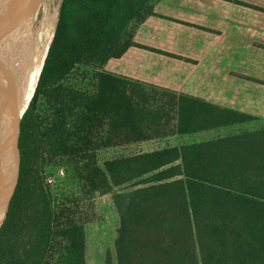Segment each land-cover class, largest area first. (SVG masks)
Wrapping results in <instances>:
<instances>
[{
	"label": "trees",
	"instance_id": "trees-1",
	"mask_svg": "<svg viewBox=\"0 0 264 264\" xmlns=\"http://www.w3.org/2000/svg\"><path fill=\"white\" fill-rule=\"evenodd\" d=\"M153 1H60L34 98L20 120L19 177L0 229V259L7 237L21 234L28 227L24 220H29L36 237L34 256L27 252L24 260L9 264H41L54 236L53 221L62 218L55 232L66 241L59 264H85L83 230L70 218L75 214L67 208L70 205L54 202L45 174L35 169L44 149L61 158L80 157L76 153L153 140L144 131L168 121H173V130L161 136L248 120L105 72L110 60L136 47V26L152 15ZM78 66L93 72L91 92L74 106L58 102V85ZM160 94L171 112L151 103ZM39 96L52 108L44 123L36 113ZM82 157L79 160L87 163L77 169V188L80 193L86 189L88 196H93L88 184L96 175L104 179L106 174L112 188L149 175L142 187L112 197L119 216L116 264H264V130L113 158L104 162V172ZM105 264H112L108 256Z\"/></svg>",
	"mask_w": 264,
	"mask_h": 264
},
{
	"label": "crops",
	"instance_id": "crops-1",
	"mask_svg": "<svg viewBox=\"0 0 264 264\" xmlns=\"http://www.w3.org/2000/svg\"><path fill=\"white\" fill-rule=\"evenodd\" d=\"M133 42L105 72L248 118L169 136L197 144L264 130V0H154Z\"/></svg>",
	"mask_w": 264,
	"mask_h": 264
},
{
	"label": "rangeland",
	"instance_id": "rangeland-1",
	"mask_svg": "<svg viewBox=\"0 0 264 264\" xmlns=\"http://www.w3.org/2000/svg\"><path fill=\"white\" fill-rule=\"evenodd\" d=\"M60 1L61 0H50L48 6L44 9L41 17L39 18L40 20L37 23L33 38L31 40V54L33 52V48H35L36 37L45 32L46 28H48L49 23H51L50 27L52 28L54 35L58 21ZM20 10V16L22 19L20 21L19 28H17L18 26L16 27V34L18 35L16 36V38L13 37L9 39L12 40V44L14 43V48L11 44L12 50L10 54L8 55L9 52L2 54V56L5 55L2 62H4V64L7 66V68L3 70V76L16 53L19 52V50L23 51V49H20L21 46L18 45L17 40L18 37H21V35L25 33L27 26L26 20H24V14H22L24 12V6H22ZM19 53L17 54V56H19ZM92 74L93 72L84 66L76 67L73 72H71L67 76V78H65L58 85L57 90L54 94V99L58 102L65 101L73 106L81 103L82 98L86 96V94L84 93L88 94L92 90ZM37 86L38 80L35 85L36 89ZM36 89H34L32 95L33 97L31 98V100L34 98ZM166 101L167 100L163 96V94H160V96L154 97L153 100H151V103L161 105L165 107V109H167L169 112H171L172 106L169 105ZM51 109L52 108H50V102L44 99L43 96H39L36 100V113L42 118L41 120L43 123L45 122V119H47L46 117L49 115ZM172 130L173 121H168L164 126L158 127L157 129L155 128L144 131V134L151 136L152 138H154L153 140L103 149L94 154H92V152L90 151L84 154L81 152L79 154L76 153V155H79L80 157L61 158L58 157L59 154L52 155L45 149L41 152L37 167L35 169L38 173H43L42 176H44V174L53 175L57 167H63L66 170L65 179L58 182L57 187L53 188L54 194L56 195V197L53 198H55L54 202L59 201L60 204L70 205V207H68L67 205L66 206L67 208H70V211L73 212V214H75L70 217L71 220L77 222L83 230L82 234H84L85 238V264H105L107 256L110 258L112 264H116L114 242L116 239L117 230L119 228V216L114 206L112 197L115 194L134 191L137 188L142 187L144 185V181L149 175L138 178L130 183H127L124 186H120L117 188H112L107 184L106 174L104 175L106 177H104V179L103 177L96 175L94 177H91L89 182L90 184H88L90 191L93 193V196H88L86 189H83L80 193L79 188H77V169L81 165L87 163V161H80L79 158L82 159L83 155L86 158H90L91 161L89 163L95 162L100 170L104 172L103 164L107 160L113 158L128 157L136 154H145L155 150L163 149L168 146H182L184 144L189 145L190 143L197 141L199 138L195 136H161L162 134H168V132ZM94 155L95 157H93ZM175 164H179V162ZM38 178L40 177L38 176ZM40 183H42L41 178ZM42 205L43 203L41 204V206ZM47 206L49 207V204ZM42 208L43 207H40V209ZM65 218L69 219V216L67 215ZM59 220L62 221V218H60ZM27 221L29 220H24L23 223L25 227L26 224L28 227L21 234L20 232H15L14 238L11 236L7 237L8 239L5 242V244H7L5 247L6 251H4L1 256L0 264H9L11 260H24L27 252H31L29 253V256L33 258L34 249L32 248L36 241V237L35 233L33 237V232H30L32 227L27 223ZM53 222L54 223L52 229L54 230V236L49 239V244L45 254L43 255L41 264H59L60 256L65 252L66 241L60 237H57L55 233L60 231V227L57 226L59 222ZM56 226L58 229L56 228Z\"/></svg>",
	"mask_w": 264,
	"mask_h": 264
},
{
	"label": "water",
	"instance_id": "water-1",
	"mask_svg": "<svg viewBox=\"0 0 264 264\" xmlns=\"http://www.w3.org/2000/svg\"><path fill=\"white\" fill-rule=\"evenodd\" d=\"M50 0H0V27L3 25L11 26L18 21L16 16V4L20 7L26 6L27 11L24 15L26 26L29 28L27 36L18 37L17 43L22 48H27L28 39L31 36L33 27L36 24L38 14L45 9ZM29 6V10H28ZM16 8V9H14ZM25 8V10H26ZM12 17L11 21L8 19ZM14 17V18H13ZM11 23V25H10ZM14 45V43H13ZM24 101L19 100L15 106L5 105L0 101V140L4 142L0 149V229L6 219L9 204L14 195L20 169V152L18 147L20 120L26 111L29 103L23 108ZM12 104V103H11Z\"/></svg>",
	"mask_w": 264,
	"mask_h": 264
},
{
	"label": "bare ground",
	"instance_id": "bare-ground-1",
	"mask_svg": "<svg viewBox=\"0 0 264 264\" xmlns=\"http://www.w3.org/2000/svg\"><path fill=\"white\" fill-rule=\"evenodd\" d=\"M26 6H24V12H25ZM29 10V6H28ZM44 11V9H43ZM24 12L22 14H24ZM20 20L15 25V28H19L21 16L19 15ZM11 21V18H9ZM51 23L48 24V28H46L45 32L43 34H40L36 37L35 41V48H33V52L31 54V48L32 44L29 48L26 50L20 51L16 53L13 60L11 61V64L8 66V69L5 71V74L3 76V70L7 68V66L2 62L3 57L2 54L8 53V55L11 52V44L12 40H9L10 38L6 39L5 46L3 50H0V101L5 103L6 106H11V109H13L12 105L15 106L19 100H23L24 106L23 108L30 102L31 98L33 97V92L36 85V79L38 77V73L40 71V68L42 66V63L47 56L48 53V47L49 43L51 41L53 30L50 27ZM1 29V28H0ZM5 30V29H4ZM7 33V31H5ZM10 32V31H9ZM29 32V28L27 27L25 30V33L22 34L25 38ZM9 40V41H8ZM29 45V39L28 44ZM21 48V47H20ZM19 53V56L17 54ZM17 56V57H16ZM8 58V56H7ZM38 80V79H37ZM12 103V104H11ZM19 104V103H17ZM4 142H1L0 140V149Z\"/></svg>",
	"mask_w": 264,
	"mask_h": 264
},
{
	"label": "flooded vegetation",
	"instance_id": "flooded-vegetation-1",
	"mask_svg": "<svg viewBox=\"0 0 264 264\" xmlns=\"http://www.w3.org/2000/svg\"><path fill=\"white\" fill-rule=\"evenodd\" d=\"M16 5H18L17 6V9L16 8H14V9H16L15 11L17 12V14H16V16H17V18H18V21H15L12 25H11V23H10V25L11 26H6V25H3V26H1L0 28V50L2 49L3 50V48L4 47H2L3 45L5 46V41H6V39H8V38H16V36L18 35V34H16L17 33V29L15 28V25L19 22V20H20V17H19V15H20V5L19 4H16ZM26 11H27V8H26V10H25V12H24V15H26ZM42 13H43V11H41L39 14H38V16H37V19H36V24H35V26L33 27V30H32V33H31V36H30V38H29V45L27 46V48H29L30 46H31V40H32V38H33V34H34V31H35V28H36V26H37V23H38V21L40 20L39 18L41 17V15H42ZM25 17V16H24ZM9 18H11L12 19V17H9ZM8 18V19H9ZM14 18V17H13ZM24 20H25V18H24ZM16 23V24H15ZM5 29V30H4ZM5 31H7V33L5 32ZM10 31V32H9ZM16 34V35H15ZM19 40V39H18ZM19 45V44H18ZM19 46H21V45H19ZM12 47L14 48V45L12 44ZM27 48H24V50H26ZM20 49H23L22 48V46H21V48Z\"/></svg>",
	"mask_w": 264,
	"mask_h": 264
},
{
	"label": "built area",
	"instance_id": "built-area-1",
	"mask_svg": "<svg viewBox=\"0 0 264 264\" xmlns=\"http://www.w3.org/2000/svg\"><path fill=\"white\" fill-rule=\"evenodd\" d=\"M66 177V170L63 167H57L55 173L53 175H47L45 174V184L51 188V192L53 196L55 197L56 195L54 194L53 188L57 187V183L64 180Z\"/></svg>",
	"mask_w": 264,
	"mask_h": 264
}]
</instances>
